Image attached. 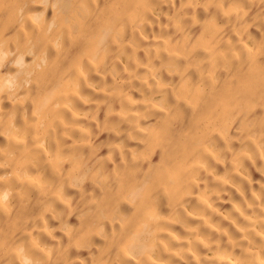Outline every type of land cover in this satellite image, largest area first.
Masks as SVG:
<instances>
[{
	"label": "bare ground",
	"instance_id": "1",
	"mask_svg": "<svg viewBox=\"0 0 264 264\" xmlns=\"http://www.w3.org/2000/svg\"><path fill=\"white\" fill-rule=\"evenodd\" d=\"M0 264H264V0H0Z\"/></svg>",
	"mask_w": 264,
	"mask_h": 264
}]
</instances>
